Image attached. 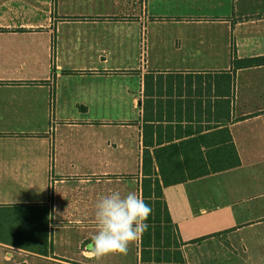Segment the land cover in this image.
<instances>
[{
    "label": "crops",
    "instance_id": "crops-1",
    "mask_svg": "<svg viewBox=\"0 0 264 264\" xmlns=\"http://www.w3.org/2000/svg\"><path fill=\"white\" fill-rule=\"evenodd\" d=\"M256 56L264 0H0V264H142V236L134 260L93 258L96 202L143 198L147 152L231 141L239 167L164 198L187 264H264V65L233 69ZM40 204L48 248L11 215Z\"/></svg>",
    "mask_w": 264,
    "mask_h": 264
},
{
    "label": "trees",
    "instance_id": "trees-1",
    "mask_svg": "<svg viewBox=\"0 0 264 264\" xmlns=\"http://www.w3.org/2000/svg\"><path fill=\"white\" fill-rule=\"evenodd\" d=\"M264 65V56L246 57L235 59L233 69L249 68ZM227 145L230 157H215L205 160H174L152 158L148 152L143 159L144 180L142 186L143 199L152 208L148 218V229L141 237V262L142 264H187L181 251V241L176 232L177 226L173 223L168 204L164 198V188L169 185L195 179L211 173H216L242 164L239 153L233 141ZM176 147L164 148L161 151L169 153ZM224 154V153H223ZM156 162L158 170L154 171ZM182 166V168H181ZM187 170L199 169L202 173H185ZM183 170V172H182ZM21 213V219L18 218ZM17 220L30 228L35 238L45 237V245L49 247L48 226L50 221V208L48 204H40L35 209L22 207L17 213ZM42 226L46 228L42 230ZM39 228V234H38ZM39 238V239H40ZM48 252V251H47Z\"/></svg>",
    "mask_w": 264,
    "mask_h": 264
},
{
    "label": "clouds",
    "instance_id": "clouds-1",
    "mask_svg": "<svg viewBox=\"0 0 264 264\" xmlns=\"http://www.w3.org/2000/svg\"><path fill=\"white\" fill-rule=\"evenodd\" d=\"M152 208L136 192L122 195L110 190L94 206L96 231L91 236L89 249L93 258L109 254L127 255L129 246L147 231Z\"/></svg>",
    "mask_w": 264,
    "mask_h": 264
},
{
    "label": "rangeland",
    "instance_id": "rangeland-1",
    "mask_svg": "<svg viewBox=\"0 0 264 264\" xmlns=\"http://www.w3.org/2000/svg\"><path fill=\"white\" fill-rule=\"evenodd\" d=\"M12 216H14V218H15V221H18L17 220V214H15V211L11 214ZM0 217H7V218H9V216H6V215H0ZM18 218L19 219H21V213H18ZM131 246V251H132V255H133V260L134 259H136V257H137V251H138V243H137V241L136 242H134L133 244H131L130 245Z\"/></svg>",
    "mask_w": 264,
    "mask_h": 264
}]
</instances>
